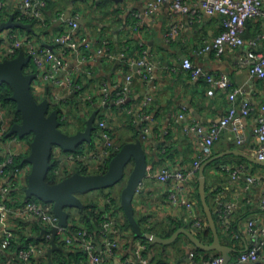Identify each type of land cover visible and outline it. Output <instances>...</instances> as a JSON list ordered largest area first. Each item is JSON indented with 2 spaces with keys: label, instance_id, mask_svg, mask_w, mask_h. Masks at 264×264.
I'll use <instances>...</instances> for the list:
<instances>
[{
  "label": "crops",
  "instance_id": "0c3cea01",
  "mask_svg": "<svg viewBox=\"0 0 264 264\" xmlns=\"http://www.w3.org/2000/svg\"><path fill=\"white\" fill-rule=\"evenodd\" d=\"M9 1L13 5L7 8L10 9L9 13H13L16 10L14 3L21 0ZM46 1L48 5L46 14L41 20L45 25L32 26L31 24V29L24 28L23 33L28 37V45L26 44L23 48L25 51L28 52L30 41L36 48L41 46L50 48L48 45H52L51 50L68 63L64 73L73 74L75 80L86 85L87 91H96L101 80H106L112 86L120 85L125 83L128 73L132 72L134 75L126 110L113 112V122L110 124L108 121L109 126L111 125L114 129L112 134L116 141L120 136L127 138L125 142L132 140L134 130L130 124L138 119L144 108L142 106L144 97L152 96L149 107H152L154 112L150 113L152 119L146 126L149 132L142 136L148 151L149 167L136 196L138 198L136 210L140 216L149 217L147 222L158 229H161L163 222L169 223L170 220L180 222L181 227L189 229H192L194 225L187 206L177 204L171 199L172 181H160L157 177L158 173L165 166L174 170H188L203 150L204 137L198 132V126L208 129L218 122L232 105L241 107L243 99L251 102L245 140L239 142L234 131L224 129L220 138L215 141L210 155L220 154L221 156L207 166L209 167L207 181L211 187L209 204L213 210L221 240L229 246L228 253L231 256L229 263L236 261L242 251L247 250L252 244V239L246 230L249 219H254L257 224L264 226V165L232 151L241 147L244 153L251 155L256 153L259 143L254 127L258 123L261 104L264 101V80L252 76L247 64L240 59L249 48L248 43L240 47H227L222 55L216 54L213 50L204 49L205 45L223 30V16H203L197 20H191L187 14L173 7V0ZM8 17L9 15L3 20ZM70 18L82 19L80 29L86 39L93 44L86 51L88 57L86 61L73 57L66 52L63 44L56 42L58 35L70 30L68 25ZM127 20H129L128 23ZM175 23L181 25V32L175 40L168 41L167 32ZM260 31H264V22L259 18L249 19L244 36L249 40ZM104 36L113 39L117 53L120 49L125 51L124 47L129 45L145 46L143 55L155 63L150 79L147 81L144 78L143 74L146 72L144 67L136 70L131 63V67L127 68L120 58L109 59L99 55V46L94 43ZM6 45L7 39L3 43V52ZM262 45L263 43L260 42L258 47L262 49ZM185 58H189L206 73L227 74L232 82L231 86L226 89L212 86L205 76L195 75L193 71L183 66ZM134 60L135 58H132V61ZM237 87L242 89V93L235 101H232L230 93ZM211 88L214 89L212 94L209 93ZM33 91L39 98L46 97L48 93L58 94L57 106H67L63 108L66 113L69 108L68 99L78 100L85 108L80 106L81 112L74 119L84 117V114L89 117L87 102L77 94H70L67 85H56L52 81L47 83L36 77L33 82ZM109 111H111L110 107L104 112L110 114ZM181 113L185 116L181 117ZM28 137L29 135H26L23 138ZM95 141V149L88 150L85 159L90 162L86 163L87 166H91L89 170L101 164L100 162L95 164V161L91 160L102 139L99 138L97 143L95 137ZM226 167L241 168L242 177L232 182L231 172ZM249 174L255 175L257 181L246 190V177ZM190 186L195 195L194 210L202 213L203 219L208 223L202 202L199 203L196 198L195 193L197 190L199 192V187L193 183H190ZM216 189L221 190L216 192ZM235 199L239 200V207L232 211L229 218H225V223L222 222L219 217L226 203ZM237 230L240 235L234 237L232 231ZM198 232L199 229L197 234ZM210 232L211 237L205 238L206 242L213 240L212 230ZM178 238V242L157 243L155 250L150 249L151 256L153 255L151 264H193V258L189 255L190 250L198 252L201 250L199 251L194 244L190 243L186 234L182 233ZM139 240L131 236V241H128L124 237L123 250L117 253L114 260L102 264H120L124 253L133 251ZM201 253L207 257L224 255L218 250ZM43 259H46V264H49L47 256L41 258V261ZM241 264H264V255L259 260Z\"/></svg>",
  "mask_w": 264,
  "mask_h": 264
},
{
  "label": "built area",
  "instance_id": "2783aa9c",
  "mask_svg": "<svg viewBox=\"0 0 264 264\" xmlns=\"http://www.w3.org/2000/svg\"><path fill=\"white\" fill-rule=\"evenodd\" d=\"M95 1V0H91ZM13 3L9 0H0V11L7 7H11ZM18 12V20L20 18H36L42 20L45 15L47 6L46 0H21L14 3ZM173 7L187 14L191 20L203 16H223V30L209 41L204 49L213 50L216 54L222 55L227 47H240L248 43L249 48L240 59L247 64L252 76L264 80V31H260L256 36L247 40L244 36L245 27L249 19L259 18L264 22V0H173ZM70 30L65 31L56 37V42L64 45L67 53L73 57L86 61L88 59L86 51L93 45L89 42L81 31L79 19H68ZM181 32V25L173 24L167 32L166 38L168 41H173ZM6 52H3V45L0 47V59L4 57H15L26 44L28 45V37L24 35L18 28L8 29L7 32ZM263 43L262 49L258 46ZM106 44L102 46L97 39L94 44H98V54L109 59L120 58L122 61L131 60V63L144 67L146 72L143 76L148 81L151 72L155 68V63L150 61L145 55L139 59L132 61L128 58L124 51L116 52L108 50ZM28 53L32 56V61L37 63L41 68L36 74V77L43 79L44 82L51 81L56 85H67L70 94H77L78 97L92 104L97 97V102L100 106L107 104L112 99L111 93L119 85H110L107 81H102L96 91H87L86 85L74 79L73 74L64 73L67 67V61L56 54L48 47L36 48L33 42H29ZM183 66L194 72L195 75H203L212 86L228 88L232 82L229 76L225 73L219 75L206 73L201 67L195 65L189 58H185ZM29 67V65H28ZM31 68H29L30 71ZM64 73L63 75H60ZM134 81L133 73H128L125 78V83L121 91L118 92V97L113 99L117 104H123L127 101L131 93ZM214 89H209V93H213ZM242 93L240 87L235 88L230 93V99L235 101ZM51 101L59 99L56 93H48L46 95ZM152 102V96L144 97L142 106L148 107ZM62 107V106H60ZM67 107V106H66ZM70 107V105H68ZM63 108V107H62ZM65 108V107H64ZM251 110V102L248 99H243L241 107L232 105L227 113L221 119L211 125L208 129L203 126H198V132L204 137L203 150L199 157L194 161L193 165L188 170H174L169 167H164L158 173L157 177L160 181H172V190L170 192L171 199L177 204H184L190 210L194 225L197 229L202 227V213H197L194 210L195 195L190 183L195 186L198 183V172L201 164L212 154V147L218 140L224 129H231L238 136L239 142L245 140V132L248 127L247 119ZM108 116V112H104ZM181 117L185 114L181 113ZM152 119L151 114L147 113L141 117V120ZM18 122V121H16ZM15 123L14 116L8 114L3 103L0 102V250L10 251L12 249V240L16 237V230L22 229L18 221L34 220L42 221L48 225L43 228L40 234V241L28 242L19 246L13 254L14 258L5 260L0 254V264H37L38 260L46 256L48 248L51 247L53 239L54 227H57V237L64 241L69 248H76L87 253V260L75 264H102L109 260H114L117 253L123 250L125 245L124 235L119 227V223L123 221V217H115L111 214V208L108 206L104 209L100 229L96 232L88 229L86 226H80L75 232L68 231L67 227L59 223V217L54 213L53 204L35 199H29L22 203V195L26 194L28 185V177L32 169V163L27 160L30 153V143L32 136L23 138L18 133H10L12 125ZM107 117H102L97 120L96 140L99 138L102 142L99 144L96 151L93 153L91 160L97 162H107L115 152V139L109 129ZM149 132L148 127L143 128L142 136ZM254 132L259 140L256 154L261 160H264V101L261 104V114L257 125L254 127ZM96 142V141H95ZM53 156L56 159H64L62 149L55 146ZM86 155L78 156L77 160L83 163L86 161ZM73 163L74 155H68ZM89 165V164H88ZM90 166V165H89ZM91 168V166H90ZM231 172V181L234 182L242 177L241 168L226 167ZM247 183L245 189H249L253 183L257 181L255 175H247ZM141 185L138 188V192ZM195 192V188H194ZM21 200V202H19ZM19 202V204H16ZM107 203L111 204L110 199H106ZM107 205V204H106ZM239 200L235 199L226 203L221 217L228 218L232 211L239 207ZM264 206V201H263ZM246 230L249 233L252 244L242 251L236 261L229 264H241L246 261L259 260L264 255V226L257 224L254 219H249L246 224ZM44 231V232H43ZM234 237H238V231H232ZM147 244L141 240L134 246L133 251L124 253L120 259V264H151V258L146 254ZM151 255V254H150ZM190 257L193 258V264H224V257L221 255L207 257L201 255L196 250H190Z\"/></svg>",
  "mask_w": 264,
  "mask_h": 264
},
{
  "label": "water",
  "instance_id": "95a60500",
  "mask_svg": "<svg viewBox=\"0 0 264 264\" xmlns=\"http://www.w3.org/2000/svg\"><path fill=\"white\" fill-rule=\"evenodd\" d=\"M79 22H83L82 19H79ZM11 28L31 29V24L17 20L14 13H11L8 19L0 21V47L7 39V30ZM48 46H50V49L53 47L52 45ZM5 52L6 49L4 50ZM30 61H32V56L23 49L15 57L6 56L0 59V84L6 82L11 86L12 99L16 102L17 109L21 114V121L15 122L9 132H16L21 137L28 134L32 135L30 153L27 156V160L32 163V169L28 177L26 196H36L45 202L52 203L54 213L59 217V223L67 227L69 220L67 208L84 206L79 194L113 186L120 182L126 171L129 170L121 190V206L136 236L149 239L153 243L169 244L173 243L183 233L188 236L190 243L199 249L204 251H222L224 264H229L231 260V256L228 253L229 246L221 240L213 210L207 199L206 190V167L213 160L219 158L220 154L209 156L205 159L198 173L201 202L213 232V240L211 242H206L197 235V227L195 225H193L192 229L179 227L168 237H163L141 228L135 216L134 200L149 167L148 151L141 133L138 138L125 142L120 148L115 150L114 155L107 160L108 167L105 171L90 173L75 171L55 183L47 180L55 146H59L64 151H76L81 144L91 143L94 140L98 111L95 110L89 115L84 128L75 132L65 131L61 126L60 113L57 108H54L58 102L51 101L48 96L40 99L34 93L33 82L36 78V73L25 70ZM134 68L137 70L139 66L134 65ZM137 75L140 76L139 73ZM232 151L264 165V160L259 159L256 153L246 154L241 147ZM52 231L51 247L46 252L49 264H55L52 258L53 251L62 248L56 241L57 227H54ZM40 237L41 235L38 238Z\"/></svg>",
  "mask_w": 264,
  "mask_h": 264
},
{
  "label": "trees",
  "instance_id": "16d2710c",
  "mask_svg": "<svg viewBox=\"0 0 264 264\" xmlns=\"http://www.w3.org/2000/svg\"><path fill=\"white\" fill-rule=\"evenodd\" d=\"M48 6V5H47ZM47 10V7L45 8V11ZM10 9L5 8L4 10L0 11V21L4 18H6L8 15L10 16L11 13ZM15 18L18 20V12L17 10L13 11ZM46 14V12H45ZM21 21L24 22H28L30 24H32V26H34L35 24L38 25H45L44 22H42L40 19H36V18H20ZM129 20H127L128 23ZM21 32L24 31V28H18ZM42 29V28H41ZM42 31V30H41ZM100 44H102V46L104 44L107 43V46L109 47L108 50H113V51H117L116 50V45L113 41L112 38L104 36L100 39H98ZM139 46H133V45H129V47H124L125 49V53L127 55L128 58H135V59H139V57H141L143 55V52L145 51V46L141 45V44H136ZM24 47H22L23 49ZM21 49V50H22ZM25 50V49H23ZM26 53H28L26 51ZM124 65L129 68L131 67V60H126L123 61ZM29 65V67H28ZM25 67V70L29 72V68L31 72H35L36 74L39 72L40 67L37 63L30 61V63ZM102 81H106V80H101ZM100 82V83H101ZM99 83V85H100ZM123 83L120 84L116 89H114L111 93V97L112 99H110L107 104H103L102 106L99 105V103L97 102V97L96 100L90 104L87 101V104L89 106L88 109V113L89 115H91L95 110L98 111L97 116H96V125H97V120L101 119L102 117H107L108 121L110 122V124L113 122V112L114 113H118L119 111L124 112L128 106V100L123 103V104H117L113 101V99H116L118 97V92L122 90L123 88ZM38 97V96H37ZM39 98V97H38ZM41 99V98H40ZM69 101V105L70 107L68 108L67 113L65 112V110L58 106H55L54 108L58 109V112L60 113V118H61V126L62 128L67 131V132H75L78 129H82L84 128V126L86 125V119L88 117L85 116L84 117L80 116L77 117L76 119L75 116L79 115V113L81 112V107L83 106V108H85L84 105H80V103L77 101L72 100L71 98L68 99ZM0 102L3 103L4 107L6 108L8 114L14 116V121H21V114L17 109V105L16 102L12 99V88L11 86L6 83L3 82L2 84H0ZM83 102V101H80ZM83 104V103H82ZM81 106V107H80ZM110 107L111 111L110 114L108 116L105 115L104 111H106V109ZM153 109L152 107H144L142 108L138 119H136L135 122L131 123L130 126L131 128L134 130V134L132 135L131 139H136L139 137L140 133L142 132L143 128L145 126H148L147 123L149 122V120H141V117L144 114L147 113H153ZM80 121V123L77 125V128L73 129L71 127V124L73 121ZM82 123V125H81ZM115 126V125H114ZM110 131L112 133H114V129L113 127L110 125L109 126ZM72 128V129H71ZM114 137V135H112ZM115 138V137H114ZM127 140L126 137L120 136V138L117 139V141L115 140V150L120 148L125 141ZM130 140V139H129ZM95 141H92L91 143H84L81 144L80 146H78V149L76 151H64L62 149V155L63 157H66L64 159H56L53 156L52 153V157H51V167H50V171L47 175V180L51 183H55L58 182L59 180H61L64 176H67L75 171H81V172H85V173H90V172H103L107 169L108 167V163L107 162H102L100 161L101 164L99 165H95V167H92V170H89V166H87V164L80 162L79 160H77L78 156H84L88 153V150H93L95 149ZM74 155L75 156V160L73 163H70L72 161V159L68 158V155ZM209 167L206 168V175H208L209 173ZM129 174V170L126 171V174L124 175L123 179L118 182V185L115 184L113 186L110 187H106V188H101L96 190L97 192L95 193L94 190L92 191H87L89 193L94 192L95 195L91 196L89 198V200H82L84 203L83 207H68L67 211L69 213V220H68V226L67 229L70 232L75 233L80 226H86L88 229L93 230V231H98L100 229V225H101V221H102V215L104 212V209L108 206L109 208H111V214L115 217H118V219L120 218V216L123 217V221L119 220V227L121 229V231L123 232L124 237L126 238V240L131 241V236L135 237L137 239H140L141 241L145 242L147 244V249H146V254H148L150 256L151 259H153V255L151 256V250L150 249H154L155 250V245H157V243H153L152 241H150L149 239H145L139 236H136L135 233L133 232L132 226L129 223L124 210L121 206V190H122V186H124L126 178ZM197 187H198V183H197ZM207 199L208 202H210L209 197L211 195V187H210V183L209 181H207ZM221 189H216V192H219ZM196 198L198 199L199 203L201 202V198H200V193L198 192V190L196 191ZM22 203L26 202L29 199H35V200H39V201H43L41 199H39L36 196H32V197H27L26 194L24 193L22 195ZM106 199H110L111 204L105 202ZM138 201V198H135L134 200V207H135V216L136 219L138 220L141 228L145 231H149V232H154L160 236L163 237H168L171 236L174 231H176L179 227L182 226V224L180 222H176L174 220H170L169 223H165L163 222V225L161 226V229H158L155 227V225H151L149 222H147L149 220V217H144V216H140L136 210V203ZM21 202V200L19 201ZM19 202H17L16 204H19ZM45 202V201H43ZM107 204V205H106ZM219 219L225 223L224 219L220 216ZM19 225L22 226V229H17L16 230V237L12 240V249L10 251V254H8V251L4 250L1 251L0 250V254L2 256L3 259L8 260L11 258L15 257V254H13L12 252H14L19 246L24 245L25 243L28 242H38L40 241V239H38L37 234H40V232L42 231L43 228H47L48 225L42 221H34L31 219L28 220H20L18 221ZM211 229H210V225L209 223H207L203 218H202V227H200L199 232H198V236L205 241V238L207 237H211ZM238 231V230H237ZM177 238L175 241L178 242ZM56 241L58 243V245L62 246V248H58L55 249L52 253V258L53 261L55 262V264H75V262L79 263V262H84L87 260V253L81 249H79L78 247L72 249L69 248L63 240H61L59 237H56ZM174 241V243H175ZM198 248V247H197ZM199 250V248H198ZM201 252H205L204 250L200 249ZM199 250V251H200ZM199 252V253H201ZM202 254V253H201ZM207 256V255H206ZM46 260V259H45ZM44 259L41 261L40 259L38 260L37 264H46V261Z\"/></svg>",
  "mask_w": 264,
  "mask_h": 264
},
{
  "label": "rangeland",
  "instance_id": "374dc122",
  "mask_svg": "<svg viewBox=\"0 0 264 264\" xmlns=\"http://www.w3.org/2000/svg\"><path fill=\"white\" fill-rule=\"evenodd\" d=\"M64 107H66V106H63V108ZM73 121H74V119H73ZM81 121V120H80ZM80 121H74V122H72V124H71V127L73 128V129H75V128H77V125L80 123ZM82 122V121H81ZM83 123V122H82ZM82 123H81V125H82ZM71 128V129H72ZM28 136V135H27ZM32 136V135H31ZM93 141H95V138H94V140ZM96 143V142H95ZM117 185H118V183H117ZM123 187V186H122ZM95 191V193L97 192L96 190H94ZM95 193L94 192H92V193H89V192H84V193H81V194H79L80 195V197H81V199L82 200H84V201H86V200H89V198L91 197V196H94L95 195Z\"/></svg>",
  "mask_w": 264,
  "mask_h": 264
}]
</instances>
